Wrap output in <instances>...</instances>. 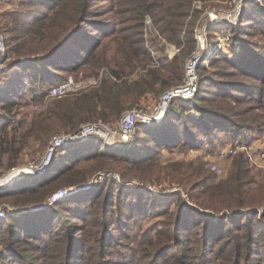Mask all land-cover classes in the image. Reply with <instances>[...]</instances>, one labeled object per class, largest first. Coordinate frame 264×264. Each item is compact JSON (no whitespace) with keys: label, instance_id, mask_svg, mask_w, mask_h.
<instances>
[{"label":"trees","instance_id":"1","mask_svg":"<svg viewBox=\"0 0 264 264\" xmlns=\"http://www.w3.org/2000/svg\"><path fill=\"white\" fill-rule=\"evenodd\" d=\"M114 1L115 6L125 5L127 10L137 14L130 20H138V24H133L134 26L128 29L143 28L146 17H149L155 29L168 43L176 46L185 43L187 49L182 56L175 57L163 65L164 69L161 71H152L141 81L130 82L125 78L131 71L127 72L125 68L145 67L147 61L148 52L144 53L145 56L141 60L137 54L146 51L142 32L139 31V39L131 42L140 46L134 48V51L130 47L127 49L128 46L124 45L126 43L120 42L118 55L115 53L113 58L121 57L123 67H120L119 59V63L112 59L118 67H111V77L105 78L99 87L55 99L45 107L35 109L36 105L43 104L53 86L66 81L69 76H78L82 70L97 74L100 68L108 65V43L103 42L102 38L111 37L114 42L118 35L122 34L123 30L116 25L122 23L120 10L117 11L115 22H112L114 25L111 24L110 27L105 26L103 22L92 21L103 14V3H97L98 0H29L25 3L28 7L25 10L15 8L4 12L0 30L8 47L6 56L12 60L9 70H15L14 74H20L22 78H13L14 81L12 77L6 78L4 74L7 69L1 74L3 79L9 81L0 83V173L22 162L27 151L35 144L38 146L37 150L44 146L46 148L47 142L56 132L75 131L85 123L99 120L115 122L127 110L135 107L141 96L150 90L157 87V93H161L182 80L183 64L185 70L184 55L188 52L190 54L195 48L194 26L201 11L193 7L196 0H126L124 4L122 0ZM251 8L253 16L262 11L258 3ZM241 28V25H238L231 29L234 32L232 41L240 52L239 56L232 57L234 60H229L231 66L234 71L243 73L249 72L250 69L260 70L264 64V54L261 53L264 45L252 51L251 42L242 35ZM131 36L137 35L133 32ZM259 70L258 73H261ZM204 81L200 80L199 91L192 101H173L162 121L151 126L137 125L134 142L116 148H108L98 139L68 145L57 153L47 175L27 177L9 187L0 188V200H8V204L15 208L41 204L56 189L86 184L96 172L114 165L123 166L122 173L138 175L147 168L158 166L155 157L150 153L156 147L171 148L181 143L194 147L201 136L207 135L211 123H214L215 127L222 124L217 123V119L235 120L246 115L235 108L222 105L217 107L222 113L200 107L196 102L198 95L204 90ZM217 88L221 92L222 89ZM25 93L31 94V99L28 100ZM133 93L136 94L135 98L131 97ZM23 98L26 100H22ZM186 104L198 111V118L185 111ZM24 107L26 109H23ZM248 121H254V118L243 117V121H235L234 125ZM234 158L231 174L226 180L219 182L215 181L218 179L217 175L205 170L193 174L194 164L185 166L183 170L184 165L178 162L179 166L175 170L189 177L200 178V185L204 186V193L200 198L203 197L204 201L224 197L227 203L219 206L214 199L203 209L219 211L223 207L249 206L253 204L252 201L243 197L249 189L248 185L256 181L257 175H249L244 168L247 160L243 153ZM82 162L89 166H82ZM106 186L97 185L94 187L97 192L94 190L91 195L83 196L78 192L38 213L22 210L9 212L10 215L0 220V233L4 230L9 233L8 239L2 240L7 248L3 258L7 261L15 260L20 264L29 254L28 251L33 250L40 256L38 264H65L66 258L72 261L75 257L87 262L97 258L99 260L101 252L96 256L89 255L87 251L91 250V247H88L86 242L94 240L99 249L104 246L116 247L115 229L120 231L121 223H126L130 211L138 207L134 193H125L120 189L122 194L115 198L111 191L102 192ZM239 188H244L238 191L241 197L236 195ZM262 188L264 181H259V187L255 189ZM149 202L151 201L147 199L143 206L147 208L150 206ZM63 208L69 210L68 215L75 216L82 223L72 224L70 218V222L67 221L62 214ZM178 214L173 222V229L182 234L188 228L184 227L182 213ZM241 214V211H237L217 219H214L213 215H205L203 233L199 236L209 253H213L216 244L221 241L220 246L227 243L234 247V252L239 255L245 247L257 246L264 249V225L254 223L251 221L254 219L246 215L239 221ZM255 214L257 216L258 212ZM256 220L260 221L257 218ZM197 225L198 223H194L190 226ZM240 226L247 228L243 236L245 243L238 238L232 239L231 236L232 228ZM78 232L81 233L78 239L85 243L81 249L78 248L75 237ZM208 243L211 247L209 250L206 247ZM224 250L226 248L223 245L222 251ZM68 259L66 264H69Z\"/></svg>","mask_w":264,"mask_h":264},{"label":"rangeland","instance_id":"2","mask_svg":"<svg viewBox=\"0 0 264 264\" xmlns=\"http://www.w3.org/2000/svg\"><path fill=\"white\" fill-rule=\"evenodd\" d=\"M12 1L13 5L18 10H25L28 8L25 3L29 0ZM227 1L230 0H196V4L200 3L199 10L201 11L196 18L195 25L205 12L229 6V2ZM125 2L126 0H122L123 4ZM262 2L263 6L260 5V9L263 12L261 11L258 15L253 16L250 10L252 9L251 6L255 5L256 2L252 0L246 1V6L242 15V17H244L235 25H241V33L251 42L250 47L252 51L258 50L264 45V0H262ZM97 3H103V7H101L103 14L92 21L97 20L103 22L105 26L108 25L110 27L111 24H113L112 22L116 20L117 11L120 10L119 13L122 23L116 25L119 29L123 30L122 34L118 35L115 40L119 43L113 42V38L111 37L102 38L103 42L108 43V65L100 68L97 74L83 70L80 72L85 77H94L98 79L100 81L98 87L103 83L105 78L111 77V67H118L116 62L112 59H116L113 58L115 53L118 55L120 42L126 43L124 45L128 46L127 49L130 47L134 51V48L140 46L138 43L131 42L139 39V35L137 34L139 31L142 32L141 36L143 37V44L146 47V51L137 52V54L141 60L145 56L144 53L148 52L146 54L147 61L145 62V67L137 66L135 68H125L127 72L131 71V74L127 75L125 78L130 82L137 80L141 81L148 73H152V71H161V69H164L163 65L173 60L175 57L182 56L185 49H187L185 43L181 46L168 43L155 29L151 18L146 17L145 24H143L144 26L141 29H128L134 26L133 24H138V20H130V18L135 17L137 14L127 10L125 5L115 6L114 0H98ZM42 9L45 8L42 7ZM252 17H255V20L252 19ZM3 19L4 18L0 16V21ZM232 27L234 26L226 22H220L219 24H214L209 27V43L212 47L210 50L211 52L205 55L198 69L199 84L200 80L202 82L205 79V81L203 85L204 90L198 95L196 103H199L200 107L212 109L213 111L216 110V112H221V110L217 108L221 105L227 108H235L240 113H246V115L243 116L245 119L250 116L254 118V121L234 125L235 121H243V117L235 120H229L228 118L224 120L217 119V123L221 122L222 124H217L215 127V124L211 123V129L208 131L207 135L201 136L194 147L182 143L174 147L172 146L171 148L156 147L154 150L150 151V153L155 157L158 166L147 168L141 171V173H137L138 175L122 173L124 169H122L123 166L121 165H109L110 167L103 168L96 172L90 177L88 182H86L92 184L81 189L79 194L83 196L91 195L94 190L97 192L94 187H97L99 184L102 186L106 184L107 186L103 188V193L111 191L115 198L119 196V194H122L120 189L124 190L125 193H134L136 195L138 207L135 210H131L128 218H126V223H121L119 226L122 232L117 231V229H115L116 226L114 227L116 230L115 233L117 234L115 236L116 247L104 246L99 249V245H97L94 240H90V242H86V245L91 247V250L89 249L87 253L96 256L101 252L99 260L97 258L87 262L75 257L70 261L71 259L66 258L65 264L67 259L69 264H264V249H259L257 246H254V248L245 247L242 254L239 255L234 252V247H231L227 243L223 244L226 250L222 251L223 245L220 246L222 243L221 241L216 244L214 252L209 253L205 249L204 241H202L199 236L203 233L202 228L205 224L203 218L206 214L213 215L214 219H217L220 216L241 211L242 214L239 217V221L246 215L250 217V219H254L251 220L254 223L257 222L259 225H264V200H262L264 199V188L260 190L255 189L259 187V181H264V179H261L264 177V64L260 70L257 68L259 71H262L261 73H258L257 69H250L247 73L240 72L239 70L234 71V68L231 66V61L229 60H234L232 57L239 56L240 52L232 41L234 35V32L231 31ZM133 32L136 33L137 36H131ZM262 51L261 53L263 55L264 49H262ZM190 54L188 52L184 55V63ZM117 59L121 62L120 67H123L122 58L117 56ZM117 59L116 61H118ZM11 61L10 58L7 60V70L4 75L6 78L12 77V81H14L13 78L18 80L17 77L21 79L22 77L20 74H14L15 70H9ZM17 71L20 72V70ZM183 71L185 74L184 64ZM164 72H166V69ZM1 78L2 75L0 76V83L9 81L5 80V78L1 80ZM217 87L222 89L221 92L218 91L219 88ZM163 92L157 93L156 87L155 90H150V92L141 96L135 106L144 108L148 105L156 104ZM25 95L28 97V100L31 99V94L25 93ZM135 95L136 94L133 93L131 97L135 98ZM22 100H26V98ZM51 101L53 100L48 99L46 96L43 104H38L34 108L40 109L45 107ZM184 107L187 113H191L196 118L199 117L198 111L193 106L186 104ZM23 109L26 108L24 107ZM117 121L108 123L116 124ZM58 133L60 132H56L55 135ZM37 147L38 146L35 144V146L28 150L24 160L20 163L36 158L45 149V146L38 150ZM242 153L247 160L246 167L244 168L247 169L249 175H257L256 181L248 185L249 189L246 191L245 197H243L246 198L247 201H252L253 204L249 206L236 205L229 208L223 207L219 211L203 209L207 207L209 201L212 202L214 199L217 200L216 203L219 206L226 205L227 203L224 197H214V199L210 198L204 201L203 197L200 198L204 193V186L200 185V178H195V176L189 177L175 170V168L179 166V164H177L178 162L184 165L182 168L183 170H185V166L194 164L193 174L200 170H205L208 171V173L217 175L218 179L215 180L216 182L223 181L231 174L234 157ZM82 166L88 167L89 164L82 162ZM105 172H113L115 173V177H110L105 180L96 179L99 173ZM259 173L261 174L259 175ZM66 187L70 188V186ZM240 189L244 188L236 190L237 196H240L238 195ZM147 199L151 202L154 201V203L149 202L150 206L145 208L143 204ZM7 201L8 200H0V206L3 203H8ZM31 206L34 205L13 208L28 211L27 208ZM62 211L63 217L68 219L67 221H69L70 218L72 224L82 223L81 220L75 216L71 217L68 215L69 210L63 208ZM14 212L18 211L13 210V212L11 211L10 213ZM256 212H258L257 216L255 214ZM10 213H8V215H10ZM178 213H182L184 227L188 228V230H185V232L183 231L182 234H180V231L177 232L173 229V222L178 217ZM256 218L260 219V221L258 222ZM194 223H198V225L191 227L190 225ZM246 231L247 228L244 226L232 228V239L238 238L245 243L243 236ZM8 234L6 230L0 233V264H17L15 260L7 261V259L3 258V255L7 252V248L6 245L2 243V240L8 239ZM75 235V237H77L76 241L78 243V248L81 249V246L85 244L83 240L78 239L81 233L78 232ZM7 241L13 244L10 240ZM206 247L208 250L211 248L209 243L206 244ZM77 251L79 250L77 249ZM28 253L24 261L20 264L40 263V256L37 252L34 253L33 250H29Z\"/></svg>","mask_w":264,"mask_h":264},{"label":"built area","instance_id":"3","mask_svg":"<svg viewBox=\"0 0 264 264\" xmlns=\"http://www.w3.org/2000/svg\"><path fill=\"white\" fill-rule=\"evenodd\" d=\"M246 1L248 0H230L229 6L219 9H213L205 12L194 27L195 48L187 57L185 62V74L179 84L165 90L156 104L148 105L144 108L133 107L127 110L122 117L111 124L102 120L88 122L81 125L75 131L60 132L54 134L45 150L32 160L14 165L0 173V188L9 187L16 181L26 179L27 177H43L50 171L57 153L64 147L78 142L90 139H98L108 148H116L132 143L136 139V129L138 124L155 125L162 121L170 110L171 104L176 99L191 100L199 91L198 68L206 54L211 52L209 43V27L220 22H226L230 25H237L244 13ZM263 6L262 0H252ZM11 0H0V16L8 11ZM200 3H194L197 9ZM7 43L3 32L0 30V76L7 68L6 62H1L7 54ZM7 57V56H6ZM100 81L94 77H85L82 73L78 76H69L68 79L51 88L47 98L51 100L61 99L68 96L80 94L92 88L98 87ZM96 179L105 180L115 177L113 172L99 173ZM92 183H86L78 186L61 187L53 191L47 200L41 204L29 207L28 211L38 212L47 206H52L67 197L76 194ZM14 209L8 203L0 206V220L4 219L9 212Z\"/></svg>","mask_w":264,"mask_h":264},{"label":"crops","instance_id":"4","mask_svg":"<svg viewBox=\"0 0 264 264\" xmlns=\"http://www.w3.org/2000/svg\"><path fill=\"white\" fill-rule=\"evenodd\" d=\"M15 9V6L13 5V1L11 0L10 4H9V8H8V11L9 10H14ZM40 212V211H39ZM35 213H38V212H35Z\"/></svg>","mask_w":264,"mask_h":264},{"label":"water","instance_id":"5","mask_svg":"<svg viewBox=\"0 0 264 264\" xmlns=\"http://www.w3.org/2000/svg\"><path fill=\"white\" fill-rule=\"evenodd\" d=\"M6 59H7V57L6 56H4L3 58H2V60H1V62H5L6 61ZM30 208H27V210H29Z\"/></svg>","mask_w":264,"mask_h":264}]
</instances>
